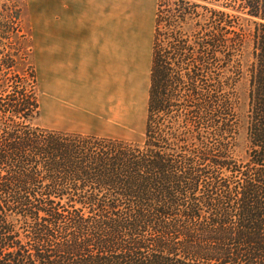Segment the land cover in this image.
I'll list each match as a JSON object with an SVG mask.
<instances>
[{
	"label": "trees",
	"instance_id": "16d2710c",
	"mask_svg": "<svg viewBox=\"0 0 264 264\" xmlns=\"http://www.w3.org/2000/svg\"><path fill=\"white\" fill-rule=\"evenodd\" d=\"M239 4L254 30L250 150L238 166L203 149L198 132L195 156L174 127L195 108L188 99L208 91L216 135L232 133L225 70L236 31L222 0H157L142 144L31 124L39 101L33 67L17 68L21 8L2 6L0 264H264V0ZM223 171L238 173L237 185ZM70 214L73 231L62 227L67 235L55 241Z\"/></svg>",
	"mask_w": 264,
	"mask_h": 264
},
{
	"label": "crops",
	"instance_id": "0c3cea01",
	"mask_svg": "<svg viewBox=\"0 0 264 264\" xmlns=\"http://www.w3.org/2000/svg\"><path fill=\"white\" fill-rule=\"evenodd\" d=\"M156 6V0H43L42 35L34 42L51 130L121 139L131 119L140 125ZM140 51L133 78V53Z\"/></svg>",
	"mask_w": 264,
	"mask_h": 264
},
{
	"label": "rangeland",
	"instance_id": "374dc122",
	"mask_svg": "<svg viewBox=\"0 0 264 264\" xmlns=\"http://www.w3.org/2000/svg\"><path fill=\"white\" fill-rule=\"evenodd\" d=\"M224 2V10L230 16L233 22V29L236 31V34L233 38V42L229 43L227 47V58L228 63H226V76H231L232 78L228 81L233 82L231 85V90L229 94V103L231 106L230 113L234 116V121L232 123V128L230 132L225 136L224 141L221 140L220 136L216 135L215 126H211L210 122V99L211 97L208 94V91H204L203 95L200 97H190L188 99V105L194 106L190 112H184L182 117L184 118L183 123L174 127L181 131L187 133L189 141L191 142L187 147L188 151L193 153L195 156L199 155L202 151L201 147L197 146L192 141L193 134L197 132L200 134V137L204 140L205 146L213 147L215 149L214 153L222 154L231 158L232 162L236 163V166L239 165V162H245L248 159V153L250 150V143L248 139V125H249V113H248V89H249V75L248 70L253 62V46H252V33L254 30L253 18L248 17L240 10L239 0H222ZM157 2V0H156ZM8 4V6L14 4L18 5L21 8V31L24 34L25 38L23 40L25 47V61L20 62L18 70L22 72L26 69V65H31L34 69V74L37 80V93L39 101V115L30 121L31 124L39 126L41 128L51 129L49 124L45 123L44 119V84H43V62L42 54L39 53L38 48L35 46V38L37 35H42L43 28V0H0V19L2 18L1 10L2 6ZM229 36L234 34L229 33ZM152 53V51H151ZM142 52L133 53V78L138 77L140 58ZM151 65V55L148 63V72L146 77L149 79ZM138 79V78H137ZM149 88V80L147 89ZM134 90V89H133ZM132 103L138 101V91H133ZM147 99L145 101V107L143 110L141 123L138 126L131 124L127 131L123 133L121 139L142 144L144 140V129H145V120H146V107ZM166 126L170 125L169 121L166 120ZM187 126H194L193 129H188ZM189 130V132L187 131ZM64 131V130H59ZM71 132V131H68ZM95 135V134H91ZM106 134L103 132L97 133V137H106ZM222 148L220 153H217V149ZM223 178H227L231 183L237 185L239 182L238 173H229L228 171H223L220 173ZM202 183L209 181L207 177L203 178ZM203 188L200 190V194H203ZM219 190L214 189L213 193H210V196L213 198H219ZM207 199V198H206ZM209 210V209H206ZM70 215H64L62 221L60 222V228L57 233L55 232V241L65 237L67 234L64 233L63 228H68V231L72 230V225H70ZM17 228L24 234H31V224L23 223L21 220H16L14 218ZM63 227V228H62Z\"/></svg>",
	"mask_w": 264,
	"mask_h": 264
}]
</instances>
